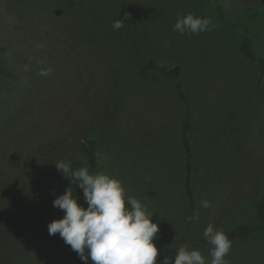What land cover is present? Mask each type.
<instances>
[{"label": "rangeland", "instance_id": "rangeland-1", "mask_svg": "<svg viewBox=\"0 0 264 264\" xmlns=\"http://www.w3.org/2000/svg\"><path fill=\"white\" fill-rule=\"evenodd\" d=\"M86 1L87 9L102 16L125 10L146 22L159 44L158 59L182 63L200 151L193 227L187 232L190 214L182 187L179 134L182 106L175 81L143 79L118 58L108 61L98 47L101 43L80 31L74 17L81 10L79 0L0 3V40L15 73L14 79L0 77V187L46 191L42 199L47 212L53 219L61 218L63 211L53 207L54 198L62 194L59 185L46 189L50 179L62 175L55 163L70 157L74 132H80L78 122L90 105L107 95L106 90L114 91L109 97L117 95L121 113L109 129V147L99 154L101 165L122 181L127 195L147 203L153 221L174 236L162 245L158 264L165 256L174 259L184 245L199 249L210 264L211 246L197 241L206 226L224 230L237 222H252V202L264 191V98L252 93L255 65L239 57L237 32L232 29L209 27L199 34L173 30L177 18L188 13L211 21L209 0H122L118 5L115 0ZM261 3L234 0L226 10L246 21ZM249 27L257 49L264 53V10ZM42 68H51L50 75H38ZM233 70L242 79L237 85ZM141 135L145 143L139 147L134 140ZM203 200L210 207L203 208ZM26 233L30 247L16 254L20 264H76L55 236L38 230ZM186 234L188 240H182ZM226 259L230 264H264V232L233 242ZM87 264H92L90 259Z\"/></svg>", "mask_w": 264, "mask_h": 264}, {"label": "trees", "instance_id": "trees-1", "mask_svg": "<svg viewBox=\"0 0 264 264\" xmlns=\"http://www.w3.org/2000/svg\"><path fill=\"white\" fill-rule=\"evenodd\" d=\"M115 1L118 5L122 0ZM231 1L234 0H209L212 10V20L209 27H225L237 32L236 51L239 57L248 60L256 68V72L252 76V93L254 96L264 98V53L257 49L249 27L250 21L264 10V0L246 21L227 12V5L231 4ZM79 3L81 10L74 17L79 22L80 31L85 37L87 34L90 38H96L101 43L98 47L106 55L108 61L109 57L118 58L123 66L131 68L137 76L143 79L175 81L174 92L182 106L179 134L183 153L182 187L190 214L186 227L188 232L192 229L198 216L196 171L200 163V151L195 137L196 118L193 98L184 86L182 63L178 60L161 62L156 52V47L159 44L151 36L152 32L148 30V25L128 11L114 13L110 17L108 14V17H105L92 8L87 9L86 0H79ZM92 3L97 4L102 3V1L93 0ZM119 18L125 19L123 27L114 29L112 25ZM261 41H264V37ZM5 50L6 45L0 40V77L10 80L15 78V73L6 62ZM238 72L240 76L243 75L241 69H238ZM232 77H234V84L242 80L235 71ZM106 91L107 95L96 99L95 104L90 105L88 114L78 122L80 132H74L72 141L74 150L70 157L63 160L70 163L73 170L86 165L90 173L100 171L109 173L101 165L99 154L106 147H109V129L115 121L119 120L121 111L116 102L117 95L113 94V98L109 97V95L111 96L109 92L114 93V91ZM230 129L231 133H234L235 129L233 127ZM142 139V135L137 136L134 143L142 147L145 143ZM229 151L232 152L230 148ZM50 180L46 186L47 191L50 192L53 185L55 187L59 185L63 193L70 186L73 193L79 196L78 202L87 207L83 190L75 187V184H72L71 180L66 178L63 173L61 176H54ZM0 188V264H20L15 256L22 247H30V242L26 243L24 239L27 230H38L49 234L48 224L54 219L47 212V205L42 199L46 191L43 193L36 192L35 188L29 190V188L21 185L19 188L9 185ZM213 190L211 188V191ZM251 213L252 222H237L224 229L232 243L246 240L253 234L264 232V191L252 202ZM52 236L63 243L73 262L84 264L79 255L64 243L59 233ZM181 239L188 240V235H184ZM170 240L174 241V236L159 228L156 238L158 249L160 250L162 245ZM197 241L209 245L203 236L198 237Z\"/></svg>", "mask_w": 264, "mask_h": 264}, {"label": "clouds", "instance_id": "clouds-1", "mask_svg": "<svg viewBox=\"0 0 264 264\" xmlns=\"http://www.w3.org/2000/svg\"><path fill=\"white\" fill-rule=\"evenodd\" d=\"M124 21L119 18L112 27L120 29ZM210 24L209 18L188 13L177 18L173 30L199 34L209 30ZM50 73L51 68H42L38 75L47 77ZM55 166L75 187L83 190L87 207L79 203V196L67 187L53 200V207L62 210L64 215L48 224L49 235L59 233L84 264L89 259L92 264H158L159 222L153 221L154 212L147 203L127 195L122 181L105 171L90 173L86 165L73 170L70 163L64 161ZM201 206L208 208L210 202L203 200ZM202 235L211 246L210 264H230L226 257L232 240L227 233L209 223ZM159 264H206V259L199 249L184 245L176 251L174 259L165 256Z\"/></svg>", "mask_w": 264, "mask_h": 264}]
</instances>
